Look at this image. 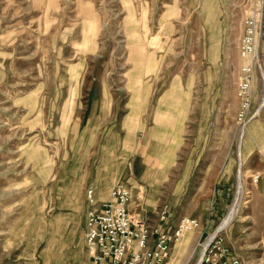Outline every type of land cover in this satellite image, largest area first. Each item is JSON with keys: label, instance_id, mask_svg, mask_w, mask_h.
Here are the masks:
<instances>
[{"label": "rangeland", "instance_id": "rangeland-1", "mask_svg": "<svg viewBox=\"0 0 264 264\" xmlns=\"http://www.w3.org/2000/svg\"><path fill=\"white\" fill-rule=\"evenodd\" d=\"M261 8L0 0V264H91L86 190L103 202L119 180L150 227L199 221L165 264H196L218 232L229 257L264 264V27L245 127L236 95L244 20Z\"/></svg>", "mask_w": 264, "mask_h": 264}, {"label": "built area", "instance_id": "built-area-1", "mask_svg": "<svg viewBox=\"0 0 264 264\" xmlns=\"http://www.w3.org/2000/svg\"><path fill=\"white\" fill-rule=\"evenodd\" d=\"M264 27V11L256 10L244 20L243 32L238 41V53L247 60L240 67L236 95L239 99L237 122L245 127L252 118L253 82L255 62L258 55L257 36ZM259 176L255 177L258 181ZM89 206L86 212V242L91 255V264H165L173 239H178L186 230L199 225L193 217L183 218L173 234L149 226L144 217L135 216L131 209L132 185L119 180L109 193V199L100 201L96 189L86 190ZM168 218L167 206L161 210L160 219ZM230 249L224 239L217 235L206 247L196 264H240L237 257H229Z\"/></svg>", "mask_w": 264, "mask_h": 264}, {"label": "bare ground", "instance_id": "bare-ground-1", "mask_svg": "<svg viewBox=\"0 0 264 264\" xmlns=\"http://www.w3.org/2000/svg\"><path fill=\"white\" fill-rule=\"evenodd\" d=\"M257 44H258V42H257ZM241 145V144H240ZM240 169L241 168H239V171H240ZM241 177H242V172L239 174V185H238V193L239 194H241L242 193V191H243V183H242V181H241ZM243 194V193H242ZM237 202V201H236ZM238 203V202H237ZM237 203H234L233 205H237ZM236 205H235V207H233V209L231 210V212L227 215V216H225V218L222 220V222L220 223V225L218 226V231L219 230H223V229H225L227 226H228V224L231 222V220L234 218V216H235V213H236V210H237V207H236ZM216 233V232H215ZM219 233V232H218ZM218 233H216L215 234V236L212 238V240L218 235ZM212 235V234H211ZM211 239H210V242L212 241ZM209 242V241H208ZM209 242V243H210ZM208 245V244H207ZM204 247L205 248H203L202 249V251H201V253H204V251H205V249H206V247L207 246H205L204 245ZM203 255V254H202ZM202 255H200V257L202 256ZM200 259V258H199Z\"/></svg>", "mask_w": 264, "mask_h": 264}]
</instances>
